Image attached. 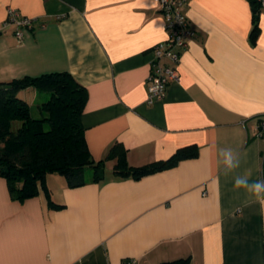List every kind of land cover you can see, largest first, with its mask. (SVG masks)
Returning a JSON list of instances; mask_svg holds the SVG:
<instances>
[{
  "label": "crops",
  "instance_id": "crops-1",
  "mask_svg": "<svg viewBox=\"0 0 264 264\" xmlns=\"http://www.w3.org/2000/svg\"><path fill=\"white\" fill-rule=\"evenodd\" d=\"M10 8L37 19L22 40L4 28ZM183 13L196 35L179 80L149 104L152 49L169 38L158 0H0V82L70 72L87 90L81 122L95 161L117 143L135 167L198 147L139 179L115 177L116 158L100 182L48 174L61 208L44 192L14 200L0 177V264H264V190L251 187L264 180V6L189 0Z\"/></svg>",
  "mask_w": 264,
  "mask_h": 264
},
{
  "label": "trees",
  "instance_id": "trees-1",
  "mask_svg": "<svg viewBox=\"0 0 264 264\" xmlns=\"http://www.w3.org/2000/svg\"><path fill=\"white\" fill-rule=\"evenodd\" d=\"M252 2L257 13L261 4ZM256 21L253 34L258 30ZM30 88L50 95L38 105L39 117L32 115L31 103L22 95ZM86 101V88L68 71L0 82V177L7 180L14 200L23 202L44 192L53 207L61 208L63 205L52 200L48 174H61L70 186H80L86 183L85 173L91 169L93 181L100 182L106 178L107 159L116 158L115 177L139 179L198 155V147L190 145L179 148L168 159L135 167L128 163L125 148L117 143L107 158L95 161L81 122ZM188 263L189 258H180L162 264Z\"/></svg>",
  "mask_w": 264,
  "mask_h": 264
},
{
  "label": "built area",
  "instance_id": "built-area-1",
  "mask_svg": "<svg viewBox=\"0 0 264 264\" xmlns=\"http://www.w3.org/2000/svg\"><path fill=\"white\" fill-rule=\"evenodd\" d=\"M161 5V12L166 20V28L169 32L168 40L157 44L153 49V60L151 72L148 77V98L147 102L153 104L165 98L169 84L179 80L178 64L181 52L188 46L189 40L196 35L195 30L189 25L183 8L189 0H158ZM264 6V0H260ZM37 22L36 18L21 15L15 8L8 10L4 28L14 24L15 36L22 40L26 29L32 30ZM41 27L45 23H40ZM259 136L264 135V117L260 121ZM124 264H137L136 259L126 260Z\"/></svg>",
  "mask_w": 264,
  "mask_h": 264
},
{
  "label": "rangeland",
  "instance_id": "rangeland-1",
  "mask_svg": "<svg viewBox=\"0 0 264 264\" xmlns=\"http://www.w3.org/2000/svg\"><path fill=\"white\" fill-rule=\"evenodd\" d=\"M23 94L26 95L27 100L31 103L32 115L34 117H39L40 114H39L38 105L49 99V96H50L49 93L40 92V91H37L35 88L34 89L30 88V89H28V91L26 93H23ZM16 127H17V124H16ZM91 175H92V170L87 169V171L85 173V177L89 178Z\"/></svg>",
  "mask_w": 264,
  "mask_h": 264
},
{
  "label": "clouds",
  "instance_id": "clouds-1",
  "mask_svg": "<svg viewBox=\"0 0 264 264\" xmlns=\"http://www.w3.org/2000/svg\"><path fill=\"white\" fill-rule=\"evenodd\" d=\"M221 154L226 157V161L229 165V168H236L239 166L238 159L235 161V163H233V153L231 152V150H224ZM242 185L247 187L248 181L246 179L237 178L235 180V187L238 188ZM251 187H253L257 193L264 190V180H258L254 182ZM261 212L264 213V202L261 203Z\"/></svg>",
  "mask_w": 264,
  "mask_h": 264
}]
</instances>
